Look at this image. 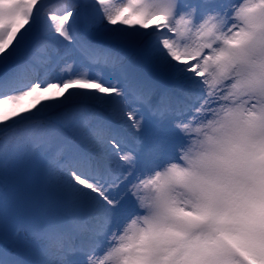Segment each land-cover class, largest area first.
Wrapping results in <instances>:
<instances>
[{
  "label": "snow or ice",
  "instance_id": "6c2138e0",
  "mask_svg": "<svg viewBox=\"0 0 264 264\" xmlns=\"http://www.w3.org/2000/svg\"><path fill=\"white\" fill-rule=\"evenodd\" d=\"M0 239L264 264V0H0Z\"/></svg>",
  "mask_w": 264,
  "mask_h": 264
},
{
  "label": "rangeland",
  "instance_id": "374dc122",
  "mask_svg": "<svg viewBox=\"0 0 264 264\" xmlns=\"http://www.w3.org/2000/svg\"><path fill=\"white\" fill-rule=\"evenodd\" d=\"M28 26H26V28H27ZM24 30H22V32H23ZM14 45H15V42H14ZM13 45V46H14ZM9 50H11V49H9ZM24 104L25 105H27V101H25L24 102ZM10 123V122H9ZM24 216V215H23ZM26 216H24V219H27V218H25ZM21 254H22V257L23 258H26V259H28V252L27 251H25V250H22V252H21ZM69 260L71 261V264H79V261H80V257H79V255H77V254H72V255H70L69 256Z\"/></svg>",
  "mask_w": 264,
  "mask_h": 264
}]
</instances>
